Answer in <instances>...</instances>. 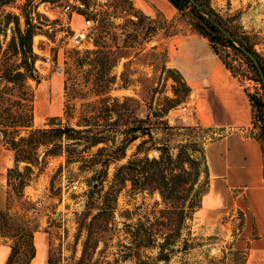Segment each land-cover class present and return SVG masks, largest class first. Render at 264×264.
Masks as SVG:
<instances>
[{
	"label": "rangeland",
	"instance_id": "obj_1",
	"mask_svg": "<svg viewBox=\"0 0 264 264\" xmlns=\"http://www.w3.org/2000/svg\"><path fill=\"white\" fill-rule=\"evenodd\" d=\"M206 1L264 69V0ZM138 2L0 0V85L20 61L16 26L32 32L35 73L26 80L30 127L0 131V235L16 249L10 264H27L36 229L48 233L49 264H241L245 256L235 245L239 213L208 224L192 213L206 181L202 144L223 131L187 118L188 90L168 64L164 39L194 33L195 18L186 8L167 21ZM211 45L246 109L245 123L234 129L262 148L264 181V113L256 120L248 99L261 97L258 76L237 50L219 40ZM73 50L82 64H64ZM11 112L27 114L24 106ZM55 127L81 131L35 135L44 144L19 143L29 162L13 161L10 138ZM143 156L148 162H136L135 170L118 169Z\"/></svg>",
	"mask_w": 264,
	"mask_h": 264
},
{
	"label": "crops",
	"instance_id": "obj_2",
	"mask_svg": "<svg viewBox=\"0 0 264 264\" xmlns=\"http://www.w3.org/2000/svg\"><path fill=\"white\" fill-rule=\"evenodd\" d=\"M138 4L158 8L167 21L174 13L167 0H139ZM141 9L150 13L149 8ZM71 20L72 13L69 23ZM164 45L168 64L188 90L187 118L203 127L223 131L203 143L207 183L193 213L205 224L227 213H239L235 245L246 251V264H264L263 154L254 136L234 129L245 123L246 109L231 75L200 35L172 34L164 39ZM11 242L10 237L0 235V264H6ZM32 246L33 255L27 264H49L48 233L36 229Z\"/></svg>",
	"mask_w": 264,
	"mask_h": 264
},
{
	"label": "trees",
	"instance_id": "obj_3",
	"mask_svg": "<svg viewBox=\"0 0 264 264\" xmlns=\"http://www.w3.org/2000/svg\"><path fill=\"white\" fill-rule=\"evenodd\" d=\"M8 1L9 0H2L3 3L8 2ZM124 1H127V0H124ZM167 1L173 6L175 11H181V10L187 8L188 11H190L193 14L195 20H194V23L192 24V27L194 29L195 34L204 37L211 44H213V42L217 41V40L223 41L224 43H226L227 46H230L232 49L236 50V48H234V46L232 44H230L212 25H210L209 22H207L205 20V18L203 16H201L198 13V11L191 4H189V2L187 0H167ZM195 1L219 25H221V22H220L218 15L213 11L212 8H210V6L206 0H195ZM15 28H16V33H17L19 40H20L18 45H19V49H21V51H18V53L21 56H20V61L18 62V64H16V66H14V68H12L11 70H8V72H6V74H5L6 76L4 77V83L0 85V131L2 130L3 132L7 128H11V127H13V128H15V127L16 128L17 127H30V120H31V102H32V96L33 95H32V89L27 84L26 80L35 78V73H34V68H33L34 56L31 52L32 32L28 26L22 32H20L18 30L17 26ZM223 28L227 31V29L225 27H223ZM229 34L231 35V33H229ZM233 38H235V37H233ZM235 40H237L239 42V44L241 46H243L246 50H248L257 60L256 53L249 46L245 45L242 41H240L236 38H235ZM210 43H209V45L211 46L212 50L214 51L215 54H217ZM92 44L96 48L102 47L101 44H99L98 41H95V40L92 42ZM71 52L75 53V55L71 54L69 56V58H68V56H66V58L64 60V64H67L68 61L70 63L74 62L76 64H82L84 59L75 57L78 53L77 50H73ZM84 52L88 54L91 52V50H86ZM93 52L98 53L99 51L95 50ZM245 60H247L249 62V60L247 58H245ZM257 62H258V60H257ZM258 64L264 73V69H263L262 65H260V63H258ZM109 65L112 66L113 64H109ZM224 66H225V64H224ZM250 66H252L251 63H250ZM252 69L254 70L253 66H252ZM257 81H258V83H260L258 78H257ZM68 82H69V76H68V72L65 69L64 80H63V91L66 95H67V91L69 89L67 87ZM248 99L251 103V107L256 109L257 111H259V115L255 116L256 120L260 119L259 116L264 113V95H263V92L261 94V97L253 95V94H248ZM5 103L7 106L5 105ZM12 106H18V107L24 106V108L27 112L26 116L24 115V118L20 115L14 116L11 112ZM135 119L136 118H134V120ZM136 121H138V120H136ZM164 124L166 127L170 128V126H167V122L164 121ZM72 131L80 132L81 130L80 129L75 130L71 127H69V128L55 127V128H49L46 130H41V129L36 128V129H30L29 133L25 137L24 136H17L16 140H14V137L10 138L8 143H9L10 148L14 152L13 161L15 163L18 161L29 162L30 152H29V150L25 149L24 147L23 148L19 147L20 142H26V144H29L30 148H32V147L35 148L38 144H44V142H42L43 137L39 138V137H35V135H41V136L45 135L46 136L48 134L51 137H57V135H59L61 133L62 134L63 133H69ZM133 139L134 138H131V140H129V142L132 141ZM261 151H262V148H261ZM122 153H123V151H122ZM201 154H202V159H203V167H204V174L206 176V181H205V187H204L203 191L200 193V195L205 191L206 183H207V171H206V166H205V162H204L203 144H202V148H201ZM167 157H169V156L167 155ZM142 161L144 163H146V162H148V158L146 156H143L140 158L136 157L134 159H129V160H127V162L125 164H122L121 166H119L118 169L124 170V171L135 170V167H133V166L137 165L136 162L141 163ZM169 161H170V159H169ZM153 162L158 164V165L161 164L162 163V157L160 156L158 159H154ZM142 170H143V172L145 171L144 168ZM160 177L162 180H164L163 175ZM129 181H131V179H129ZM163 185L166 187L165 181L163 182ZM159 195L161 196V198H163L164 192L159 191ZM199 200H200V198H199ZM198 206H199V202H198L197 207ZM195 209L193 211H195ZM30 247L31 248L29 251V258L28 259H30L33 255L32 244ZM15 251H16V249H14L11 246L10 253H9L8 258H7L6 264H10L11 255H13V253ZM236 252H238V251H236ZM244 257L245 256L243 255L241 264H244Z\"/></svg>",
	"mask_w": 264,
	"mask_h": 264
},
{
	"label": "water",
	"instance_id": "obj_4",
	"mask_svg": "<svg viewBox=\"0 0 264 264\" xmlns=\"http://www.w3.org/2000/svg\"><path fill=\"white\" fill-rule=\"evenodd\" d=\"M187 1L198 11L201 16L205 18L207 22H209L210 25H212L230 44H232L241 55L249 60L258 76L264 95V75L255 57L243 46H241L239 42L235 40V38H233L221 25H219L195 0Z\"/></svg>",
	"mask_w": 264,
	"mask_h": 264
},
{
	"label": "built area",
	"instance_id": "obj_5",
	"mask_svg": "<svg viewBox=\"0 0 264 264\" xmlns=\"http://www.w3.org/2000/svg\"><path fill=\"white\" fill-rule=\"evenodd\" d=\"M65 9H67V7H66ZM85 22H86V23H92V21H91V20H86ZM182 109L184 110V109H185V107H183Z\"/></svg>",
	"mask_w": 264,
	"mask_h": 264
}]
</instances>
